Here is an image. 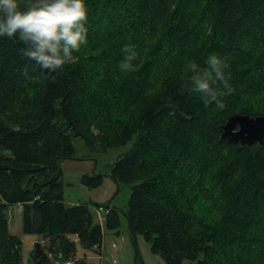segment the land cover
<instances>
[{
    "label": "trees",
    "instance_id": "obj_1",
    "mask_svg": "<svg viewBox=\"0 0 264 264\" xmlns=\"http://www.w3.org/2000/svg\"><path fill=\"white\" fill-rule=\"evenodd\" d=\"M86 2L95 37L57 72L24 56L18 37H0V264H24L7 216L14 204L24 232L66 258L76 257L71 235L102 247L92 206L64 201L61 162L76 158L78 138L97 152L133 142L110 169L131 186L128 208L95 203L108 229L124 213L167 264H264V145L222 137L234 114L264 115V0ZM125 47L137 72L120 68ZM213 54L234 89L218 97L223 109L191 90L189 62L204 69ZM82 180L95 188L104 175Z\"/></svg>",
    "mask_w": 264,
    "mask_h": 264
},
{
    "label": "rangeland",
    "instance_id": "obj_2",
    "mask_svg": "<svg viewBox=\"0 0 264 264\" xmlns=\"http://www.w3.org/2000/svg\"><path fill=\"white\" fill-rule=\"evenodd\" d=\"M90 2H86V9ZM88 26L87 36L95 37V31L91 25ZM91 29V30H89ZM264 33V29H263ZM262 36L260 37V39ZM257 47V43L252 44ZM140 67L130 69L137 72ZM178 68V67H177ZM256 69L252 73H260ZM138 81V80H136ZM77 156L72 159H65L61 162L64 180V201L67 205L77 203H87L91 205L93 211L94 223L102 226L104 237L102 247L99 251L95 249L86 250L83 248L78 238L70 236L77 242L76 257L70 255L67 259L73 260L72 264L78 263V260H85L87 264H167L161 255L152 251L151 245L146 242L141 234L134 238L128 220L124 213L121 214V225L117 230H110L105 225V209H99L95 203L106 206L111 204L122 211L128 208L131 197V186L121 183L118 185L110 176V169L117 159L129 151L133 145L112 148L106 152H97L90 149L82 139H76ZM94 173L103 174V183L95 188H90L83 183L84 175H93ZM9 226L11 232L20 237L23 241V260L24 264H38L41 257L36 255V245L40 246L46 252V258L42 259V264H57L59 252L57 248L49 249L50 240L41 234L25 233L23 230V207L20 204L9 206L7 210ZM103 216L104 219L101 218ZM35 256V258H33ZM49 256L52 262H47ZM37 259V261H35ZM60 264V261L58 262ZM184 264H197L196 261L187 260Z\"/></svg>",
    "mask_w": 264,
    "mask_h": 264
},
{
    "label": "clouds",
    "instance_id": "obj_3",
    "mask_svg": "<svg viewBox=\"0 0 264 264\" xmlns=\"http://www.w3.org/2000/svg\"><path fill=\"white\" fill-rule=\"evenodd\" d=\"M86 21L84 0H0V37H18L25 45L24 56L49 73L72 62L73 53L87 43ZM124 52L129 54L120 68L128 71L136 54L130 47H125ZM206 63L208 67L202 69L189 62L191 90L200 95L205 107L215 102L217 108L223 109L225 104L218 97L234 91L223 71L226 65L216 54L210 55ZM218 82L224 91L216 87Z\"/></svg>",
    "mask_w": 264,
    "mask_h": 264
},
{
    "label": "water",
    "instance_id": "obj_4",
    "mask_svg": "<svg viewBox=\"0 0 264 264\" xmlns=\"http://www.w3.org/2000/svg\"><path fill=\"white\" fill-rule=\"evenodd\" d=\"M222 137L229 142L242 145L253 146L256 143L264 145V115L234 114L223 126ZM36 255L41 257L38 264H42L46 252L42 250L40 244L36 246Z\"/></svg>",
    "mask_w": 264,
    "mask_h": 264
},
{
    "label": "bare ground",
    "instance_id": "obj_5",
    "mask_svg": "<svg viewBox=\"0 0 264 264\" xmlns=\"http://www.w3.org/2000/svg\"><path fill=\"white\" fill-rule=\"evenodd\" d=\"M99 209H101V208H99ZM100 216H101V215H100ZM101 218L104 219L103 216H101ZM37 244H40V243H37ZM36 246H37V245H36ZM60 253L63 254L62 257L60 256ZM58 257H59V259L56 260V263H57V264H59V263H58L59 261H60V264H66V263H68V262H72V261H73V260H69V259H67V258L65 257V255H64L63 252H59Z\"/></svg>",
    "mask_w": 264,
    "mask_h": 264
},
{
    "label": "built area",
    "instance_id": "obj_6",
    "mask_svg": "<svg viewBox=\"0 0 264 264\" xmlns=\"http://www.w3.org/2000/svg\"><path fill=\"white\" fill-rule=\"evenodd\" d=\"M66 264H72V262H68V263H66Z\"/></svg>",
    "mask_w": 264,
    "mask_h": 264
}]
</instances>
